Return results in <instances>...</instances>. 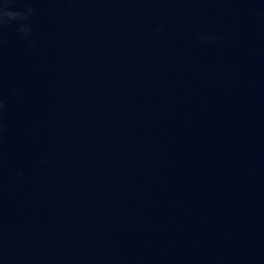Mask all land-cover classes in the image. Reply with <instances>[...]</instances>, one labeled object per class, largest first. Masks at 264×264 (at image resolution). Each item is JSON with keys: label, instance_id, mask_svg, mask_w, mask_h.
I'll use <instances>...</instances> for the list:
<instances>
[{"label": "water", "instance_id": "obj_1", "mask_svg": "<svg viewBox=\"0 0 264 264\" xmlns=\"http://www.w3.org/2000/svg\"><path fill=\"white\" fill-rule=\"evenodd\" d=\"M0 264H264V0H0Z\"/></svg>", "mask_w": 264, "mask_h": 264}]
</instances>
